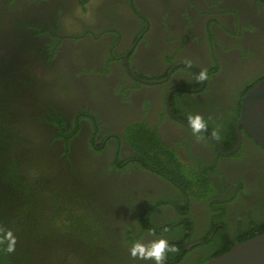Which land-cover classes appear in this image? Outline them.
Masks as SVG:
<instances>
[{
	"label": "flooded vegetation",
	"instance_id": "flooded-vegetation-1",
	"mask_svg": "<svg viewBox=\"0 0 264 264\" xmlns=\"http://www.w3.org/2000/svg\"><path fill=\"white\" fill-rule=\"evenodd\" d=\"M0 59L28 67L24 118L45 146L55 140L51 156L65 168L63 141L41 114H59L66 129L78 125L69 160L78 172L89 163L93 181L111 194L87 201L107 215L106 231L132 226L137 234L135 216L145 204L139 222L148 232L140 242L161 239L142 220L159 197L170 196L152 221L174 219L164 234L186 221L180 264H194L206 257L203 246L217 229L234 244L248 213L264 208V151L243 127L234 153L218 151L237 142L240 94L264 78V0H0ZM202 69L208 79L198 82ZM189 114L201 115L207 128L193 134ZM132 125L153 132L187 169L203 171L214 201L192 199L153 166L135 163L139 157L125 138ZM232 126L236 142L225 151L215 131L230 145ZM213 203L225 209L221 218ZM51 241L48 248L61 246V239Z\"/></svg>",
	"mask_w": 264,
	"mask_h": 264
},
{
	"label": "trees",
	"instance_id": "trees-1",
	"mask_svg": "<svg viewBox=\"0 0 264 264\" xmlns=\"http://www.w3.org/2000/svg\"><path fill=\"white\" fill-rule=\"evenodd\" d=\"M254 83L250 84L240 97H243ZM4 94L5 92L0 89V96ZM17 108L15 112L11 110L15 115H12L11 111L3 113L4 109L0 110V227L10 229L16 237L14 252L4 251L7 246L6 241L0 245V264H42L56 260L61 255L65 256L67 264H146L144 260L132 258L128 251L133 243L140 242L148 232L139 222L146 205L143 204L137 209L135 216L136 225L139 227L137 234H133L132 226L124 229L122 237L120 234L106 231L108 220L104 219L103 222L102 218L97 216L100 214L98 206L87 202L92 196H97V192L98 195L101 194V188H96V193L92 191L95 187L91 184V180L94 179L96 171L88 166L89 163L82 162L84 168L78 172L69 160L70 139L78 130L76 122H73L70 129H66L64 119L59 114H47L49 119L46 121L57 130L55 138L63 141V153L68 165L65 168L64 163H58L51 156L52 148L48 145L55 140L45 146L43 140L33 131L30 120L24 118L23 105ZM10 115L13 122L22 126L21 134L16 138L7 131L10 128L8 125H11L8 119ZM238 116L239 108L235 112V118ZM2 119L8 121L4 122ZM215 133L225 151L236 142L233 126L228 133V139L232 141L230 145H224L218 133L216 131ZM125 138L139 158L157 167L168 178L179 184L190 198L214 201L212 184L206 174L201 170L187 169L176 158L174 151L164 146L144 125H132L127 128ZM76 177L77 180L81 178L80 188L70 195L68 187ZM100 177L102 181L105 179L102 175ZM162 198L173 199L170 196L159 197L155 201L154 208L147 211L148 218L144 216L142 222L160 230L155 232L156 236L166 239L170 245H175L178 249L176 253L166 254L164 264H180L185 254L183 245L187 224L183 221L169 233L164 234L163 232L171 226L174 219L153 223L154 211L167 204L160 202ZM173 201L176 206L181 207L178 200ZM212 209L219 212V218L224 215L223 207H216L213 203ZM260 209L262 213L258 217L257 212H261ZM62 213H64L63 223L59 219ZM187 218V215L182 216L184 220ZM244 223L246 227L235 238L236 242L264 232V208L256 209L253 214L248 213ZM209 234L205 238L209 237ZM56 238L61 239V246L48 248L51 240ZM212 238L203 246L206 257L194 264L221 255L233 246L227 242V237L221 228L217 229ZM151 261L148 263L151 264L153 262Z\"/></svg>",
	"mask_w": 264,
	"mask_h": 264
},
{
	"label": "water",
	"instance_id": "water-1",
	"mask_svg": "<svg viewBox=\"0 0 264 264\" xmlns=\"http://www.w3.org/2000/svg\"><path fill=\"white\" fill-rule=\"evenodd\" d=\"M264 151V78L258 80L244 94L236 122L237 142L223 155L234 153L240 145V128ZM213 137V136H212ZM200 264H264V232L246 240L236 242L221 255Z\"/></svg>",
	"mask_w": 264,
	"mask_h": 264
},
{
	"label": "rangeland",
	"instance_id": "rangeland-1",
	"mask_svg": "<svg viewBox=\"0 0 264 264\" xmlns=\"http://www.w3.org/2000/svg\"><path fill=\"white\" fill-rule=\"evenodd\" d=\"M29 72L30 71H28V67H25L24 63H21L20 61L18 63L17 61H11L10 59H7V60L0 59V89H2L5 92L4 96H0V110L4 109L3 113H6V112L10 113L11 110H14V112H15V110L18 109L17 107H21V104H22L23 99H24V95H23L24 91L26 89L27 84L30 83L28 81L30 79V77H29V79L27 77V74H29ZM56 109H57L56 107L51 106L50 112L59 113V112H57ZM19 111L20 110H18L17 113H19ZM14 112L11 111V114L15 115ZM41 115L45 116V118H46L47 113L41 114ZM8 119H9V121H11L10 122L11 125H8L10 128H9V130L7 129V131L11 134L12 137L16 138L18 134H21L22 126H19V124H17L16 122H13L11 115L8 117ZM2 120L4 122L8 121L5 119H2ZM14 120H15V118H14ZM87 143H89V140L87 141ZM60 155H62V154H60ZM63 155H64V153H63ZM65 160H67V158ZM140 160H142V159L139 158V160H135L134 162L138 163ZM142 161H140V162H142ZM109 162H111V160ZM116 162L122 163V165H125L126 163H132V161H129V162L125 161L124 162V160H116ZM150 166H152V165H150ZM153 169L158 174L165 176V177H168L167 175L162 173V171H160L157 167H153ZM79 180L81 181V178H79ZM79 180H77V182L73 181L72 185L69 184L70 186L68 187V189H69L68 191H69L70 195H72L74 193V190H78L80 188ZM91 184L95 187L92 190V191H94V193H96V190H95L96 188H102V187H98V185L93 180H91ZM110 195L108 192H105V191L104 192L101 191L100 195H98V193H97L98 197H108ZM92 197H96V196H92ZM87 201H90V198ZM104 208H107V204H104ZM103 212L104 211L99 210L100 214H98L97 216H100L102 218V221L104 222V219H107V217H106L107 215L103 214ZM59 219L62 223L64 222V213L59 215ZM95 219H97V218H95ZM107 222L109 223V221H107ZM123 231H124L123 229L119 228V234L121 237L123 236L122 235Z\"/></svg>",
	"mask_w": 264,
	"mask_h": 264
},
{
	"label": "clouds",
	"instance_id": "clouds-1",
	"mask_svg": "<svg viewBox=\"0 0 264 264\" xmlns=\"http://www.w3.org/2000/svg\"><path fill=\"white\" fill-rule=\"evenodd\" d=\"M82 14L87 15V12L83 11ZM207 79V69H202L197 75L196 80L199 82ZM187 120L193 134H199L202 130L207 128V123L199 114H189ZM0 234H2L0 235V245H3L5 241L7 242V246L4 251L7 253L14 252L16 237L13 235V232L10 229L0 227ZM128 251L132 258L152 260L154 261V264H164L166 254L169 252L176 253L178 249L175 245H170L166 239L161 238L150 240L148 243L135 242L129 247Z\"/></svg>",
	"mask_w": 264,
	"mask_h": 264
}]
</instances>
